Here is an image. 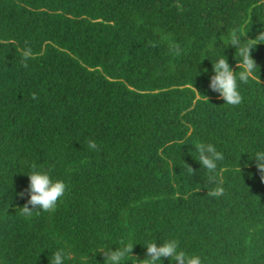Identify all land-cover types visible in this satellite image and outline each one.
<instances>
[{"label":"trees","instance_id":"obj_1","mask_svg":"<svg viewBox=\"0 0 264 264\" xmlns=\"http://www.w3.org/2000/svg\"><path fill=\"white\" fill-rule=\"evenodd\" d=\"M248 27L242 39L264 29V0H0V264H49L58 249L81 264L121 241L142 260L168 239L202 264H264V180L249 159L264 149V43L239 105L208 89L205 58ZM200 143L224 155L216 183L190 155ZM31 165L67 191L25 217Z\"/></svg>","mask_w":264,"mask_h":264},{"label":"clouds","instance_id":"obj_2","mask_svg":"<svg viewBox=\"0 0 264 264\" xmlns=\"http://www.w3.org/2000/svg\"><path fill=\"white\" fill-rule=\"evenodd\" d=\"M249 31L241 34L238 29H232L230 32L224 31V39L219 38V46L217 45V37H214L205 50V58L211 62V75L208 77V89L218 94V98L223 100V104L230 106L239 105L242 101L241 87L248 85L251 80L257 78L259 74V66L252 58L251 52L255 45L264 43V29L254 39H242ZM234 49L235 70L229 64L227 57L223 54L224 49ZM30 58V52L24 50L22 59L27 61ZM25 66L26 63H25ZM207 72V69L204 70ZM198 93V92H197ZM199 94V93H198ZM204 96V95H203ZM206 99L207 97L204 96ZM208 101V99H207ZM185 145V144H181ZM195 148V152L190 155L195 159L200 168L207 173L209 183H216L217 168L219 162L224 160V155L212 143L191 144ZM97 145L94 141L88 142L89 149H96ZM264 180V149L252 153L251 158ZM190 175H195L193 169L188 167ZM52 169L44 170L36 165L30 166V171L24 175L28 178L27 189L16 193L20 198L27 194V201L24 206L20 207L21 215L31 217L33 211L54 212L58 203L64 198L67 185L63 180L52 179ZM223 194V188L217 186L211 192L212 196H220ZM137 244L131 241H121L119 246L97 247L93 252L99 253L102 257L103 264H131V258L136 261H145V264H163V260L167 259L171 264H202L198 255H189L181 250L175 239H168L163 242L157 241L147 242L142 246L145 250V258L137 260L131 255L133 246ZM81 258V264H87L89 254ZM72 258L70 252L64 249H58L51 254L49 264H66ZM93 264H95L94 260Z\"/></svg>","mask_w":264,"mask_h":264}]
</instances>
